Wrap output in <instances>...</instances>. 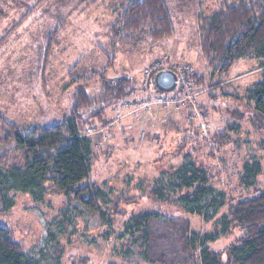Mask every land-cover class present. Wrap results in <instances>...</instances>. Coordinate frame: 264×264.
Here are the masks:
<instances>
[{"label":"rangeland","instance_id":"374dc122","mask_svg":"<svg viewBox=\"0 0 264 264\" xmlns=\"http://www.w3.org/2000/svg\"><path fill=\"white\" fill-rule=\"evenodd\" d=\"M132 1L0 0V159L10 162L20 153L10 125L30 139H38L35 127H59L68 135L64 126L78 88L85 87L91 105L80 110L78 124L92 142L91 179L110 204L117 197L136 201L121 203L127 212L104 222L93 208L51 188L40 201L10 192L14 206L7 211L0 198V224L33 264H201L187 246L185 222L201 236L220 232L233 205L264 191V120L250 99L264 69L247 58L223 73L200 45L198 16L212 15L223 0H165L173 36L113 44L111 26ZM165 69L174 70L179 83L163 94L151 81ZM103 76L129 93L105 97ZM191 163L214 190L200 204L202 215L181 202L187 189L174 190L176 171ZM256 164L260 172L248 177L246 166ZM155 187L168 202L150 199ZM147 206L162 212L150 224L149 259L140 233L126 230L129 211ZM241 234L231 225L210 246L225 253Z\"/></svg>","mask_w":264,"mask_h":264},{"label":"trees","instance_id":"16d2710c","mask_svg":"<svg viewBox=\"0 0 264 264\" xmlns=\"http://www.w3.org/2000/svg\"><path fill=\"white\" fill-rule=\"evenodd\" d=\"M198 31L202 52L213 68L219 67L225 73L235 62L249 58L260 61V67L264 69V0H223L220 9L212 15L198 16ZM110 34L113 44L132 45L145 40L162 41L175 34V27L165 0H134L122 10L118 21L111 26ZM103 80L107 88L105 97L113 95L119 100L129 93L124 92L121 83L111 85L104 76ZM151 83L156 91L165 94L156 88L154 77ZM85 90V87H80L76 93L73 111L64 126L68 135L59 127H35L32 133L38 134V139H30L10 125L16 133L20 153L10 162L0 159L3 211L14 206L8 195L10 192L29 193L35 201H40L50 188L93 208L104 222H111L113 217L127 212V209H120L121 203L136 204L128 197H117L110 204L106 201V193L91 179L92 142L81 134L78 124L83 119L80 110L91 105ZM250 92L254 112L264 120V76ZM96 112L102 114L103 109ZM246 172L248 177H255L260 172V165H247ZM175 174L174 190H188L181 197V202L189 207L190 213L202 215L200 204L214 192L206 172L191 163V166L181 165ZM149 197L159 204L169 201L160 187L153 188ZM129 212L126 230L132 234L140 233L138 239L143 240L141 246L146 259H149L150 224L162 215L161 209L147 206ZM231 225L239 227L242 234L228 246L225 258L224 252L215 251L210 245L219 238L220 232L226 234ZM184 231L189 232V250L194 258H200L201 264H264V191L233 205L229 214L223 217L220 232L201 236L190 231L188 222H185ZM25 251L11 230L0 224V264H33Z\"/></svg>","mask_w":264,"mask_h":264},{"label":"water","instance_id":"95a60500","mask_svg":"<svg viewBox=\"0 0 264 264\" xmlns=\"http://www.w3.org/2000/svg\"><path fill=\"white\" fill-rule=\"evenodd\" d=\"M154 83L158 90L164 93H170L177 88L179 77L174 70L165 69L156 73Z\"/></svg>","mask_w":264,"mask_h":264}]
</instances>
